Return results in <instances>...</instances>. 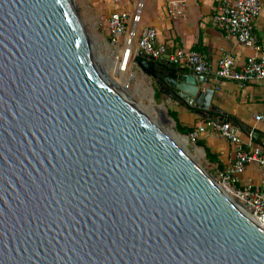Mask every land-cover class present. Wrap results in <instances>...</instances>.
Here are the masks:
<instances>
[{
    "label": "water",
    "instance_id": "water-1",
    "mask_svg": "<svg viewBox=\"0 0 264 264\" xmlns=\"http://www.w3.org/2000/svg\"><path fill=\"white\" fill-rule=\"evenodd\" d=\"M135 59L213 110L204 74ZM0 264H264V226L114 85L72 0H0Z\"/></svg>",
    "mask_w": 264,
    "mask_h": 264
},
{
    "label": "built area",
    "instance_id": "built-area-1",
    "mask_svg": "<svg viewBox=\"0 0 264 264\" xmlns=\"http://www.w3.org/2000/svg\"><path fill=\"white\" fill-rule=\"evenodd\" d=\"M116 7L120 0H109ZM186 0H168L167 11L171 18L185 15ZM143 2L135 5L134 13L112 9L107 18L110 41L122 51L129 45L128 59L134 50L135 56L142 54L155 61H168L188 72L206 74L209 72V61L205 55L195 49L178 47L169 53L165 43L159 40L153 27L139 29ZM264 14V0H219L213 15V25L232 35L237 40L253 48L255 53L248 56L243 63H238L232 54H222L214 71L217 82L237 81L240 83L253 80L264 81V49L255 35V20ZM134 48V49H133ZM120 52V51H119ZM131 63V61H130ZM254 119L264 124V112L256 113ZM238 127L221 117H211L196 127L186 137L196 143L202 133H210L234 144V159L225 169L215 173L216 182L228 189L233 199L264 226V149L254 144L253 131H249V142L243 141L237 133ZM255 164L260 170V180L256 184H240L247 166Z\"/></svg>",
    "mask_w": 264,
    "mask_h": 264
},
{
    "label": "crops",
    "instance_id": "crops-1",
    "mask_svg": "<svg viewBox=\"0 0 264 264\" xmlns=\"http://www.w3.org/2000/svg\"><path fill=\"white\" fill-rule=\"evenodd\" d=\"M141 1L143 9L138 28H155L159 40L165 43L169 53L174 52L178 47L195 49L203 53L209 61V72L206 77L210 79L211 87L215 90L211 111L219 112V117H223L224 120L230 121V117L235 119L230 122L238 127L237 133L245 142H249L248 133L253 131L256 137L252 142L264 149V124L254 119L256 113L264 112V81L217 82L214 77L217 61L222 54H232L241 64L248 56L255 53L253 48L245 46L236 37L228 35L213 25L212 19L219 0H186L185 15L175 19L168 14V0H120L113 9L134 13L135 5ZM254 35L264 49V14L255 20ZM158 65L165 67L164 73L175 72L177 68H180L172 66L168 61H159ZM205 87H207L206 84H204ZM169 90L170 88L165 84V88L162 89L163 94H167ZM170 111L176 115L181 125L193 129L211 118L207 116V111L198 109L191 111L175 99L170 101ZM199 140L204 142L215 158L213 162L208 160L214 173L225 169L232 163L234 144L208 132L202 133ZM259 180L260 170L255 164L247 166L245 172L240 175V184H256Z\"/></svg>",
    "mask_w": 264,
    "mask_h": 264
},
{
    "label": "rangeland",
    "instance_id": "rangeland-1",
    "mask_svg": "<svg viewBox=\"0 0 264 264\" xmlns=\"http://www.w3.org/2000/svg\"><path fill=\"white\" fill-rule=\"evenodd\" d=\"M72 1L79 14L85 32L88 35L91 46L107 75L111 79L119 82L126 92L129 93L128 95L132 98V100L138 105H147L149 103V98H152L157 106L162 105L166 115L173 121L174 129L177 130L174 119L169 115L171 100L166 94H162L158 100L155 98V90L157 88L156 81L139 67L135 59L136 56L134 54V50L128 59L127 55L122 54L121 45L118 49L111 43L107 28V18L113 7L111 6L109 0ZM114 62L121 64L127 62V66L123 64V71H121L120 68H114L110 65ZM148 115L150 117L152 116L150 113H148ZM160 124L164 129L168 127L167 124ZM196 147L201 148L204 151V155L201 156L195 152ZM187 150L195 161L200 164L201 167L206 170L215 181H217L215 179L214 171L208 164L204 148L198 146L197 143L192 140H189Z\"/></svg>",
    "mask_w": 264,
    "mask_h": 264
},
{
    "label": "bare ground",
    "instance_id": "bare-ground-1",
    "mask_svg": "<svg viewBox=\"0 0 264 264\" xmlns=\"http://www.w3.org/2000/svg\"><path fill=\"white\" fill-rule=\"evenodd\" d=\"M139 3V2H138ZM123 55H127L129 54V45L128 43L126 44L125 48L122 51ZM123 64H125L127 66V62L124 63H117L114 62L112 64H110L111 66H113L114 68H120L121 71H123ZM109 77V76H108ZM109 79L114 83V85L119 88V90L126 92V90L119 84V82L111 79L109 77ZM129 94V93H127ZM141 109L144 111V113L155 123L157 124L165 133H167V135H169L174 141H176L181 147H183L184 149H187L188 145H189V140L186 136H183L182 134H180L176 129H174V124L173 121L166 115L164 107L161 106H157L152 98H149V103L147 105H140ZM148 113H150V115H152L151 117L148 115ZM160 123H164L167 124L168 127H166V129H164ZM195 152H197L199 155H204V151L201 148L196 147ZM218 184V183H217ZM219 187H221L229 196H232L231 192L226 189L225 187L221 186L218 184Z\"/></svg>",
    "mask_w": 264,
    "mask_h": 264
},
{
    "label": "trees",
    "instance_id": "trees-1",
    "mask_svg": "<svg viewBox=\"0 0 264 264\" xmlns=\"http://www.w3.org/2000/svg\"><path fill=\"white\" fill-rule=\"evenodd\" d=\"M172 66H175L173 64H171ZM158 71H165V67L162 65H158L157 67ZM170 73H174V71H171ZM158 82L159 85L157 84L156 81V85L157 88L155 90V98L158 100L160 98V96L163 94L162 89L165 88V84L163 82V79L161 76H159L158 78ZM173 99L177 100L180 104H183L187 109L191 110V111H196V108L189 105L188 103H186L184 100L178 98V97H174ZM209 117H219L220 113L217 111H207ZM169 115L174 119L175 123H176V128L178 130V132L182 135H188L190 132H192L194 129L191 127H186L180 124V122L178 121L176 115L169 110ZM235 120L232 117H230V121ZM197 145L200 147H203L206 153V157L210 162H213L215 160V158L212 156V154L210 153V151L208 150V148L206 147V145L204 144V142H202L201 140H197L196 141Z\"/></svg>",
    "mask_w": 264,
    "mask_h": 264
},
{
    "label": "flooded vegetation",
    "instance_id": "flooded-vegetation-1",
    "mask_svg": "<svg viewBox=\"0 0 264 264\" xmlns=\"http://www.w3.org/2000/svg\"><path fill=\"white\" fill-rule=\"evenodd\" d=\"M154 80L157 81V84L159 83V82H158V78H157V79H154Z\"/></svg>",
    "mask_w": 264,
    "mask_h": 264
}]
</instances>
